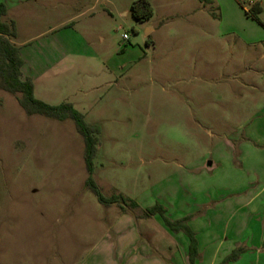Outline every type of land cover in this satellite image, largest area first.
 Masks as SVG:
<instances>
[{"label":"rangeland","instance_id":"374dc122","mask_svg":"<svg viewBox=\"0 0 264 264\" xmlns=\"http://www.w3.org/2000/svg\"><path fill=\"white\" fill-rule=\"evenodd\" d=\"M253 1L212 0L194 15L189 0H156L152 22L162 28L150 38L151 24L136 21L131 6L100 28L105 42L92 36L101 59H79L85 69L62 78L65 91L45 97L38 86V100L74 104L101 127L94 179L103 195L124 196L138 209L103 206L86 187L85 144L72 120L29 116L21 95L0 90V264H113L105 242L123 214L156 231L163 217L148 221L147 209L189 218L187 207L202 201L191 185L198 164L215 163L209 184L225 191L221 204L233 205L234 184L257 170L241 168L240 146L264 138L261 125L251 136L264 119V29L235 11ZM59 23L41 18L40 31L22 30L16 41Z\"/></svg>","mask_w":264,"mask_h":264},{"label":"crops","instance_id":"0c3cea01","mask_svg":"<svg viewBox=\"0 0 264 264\" xmlns=\"http://www.w3.org/2000/svg\"><path fill=\"white\" fill-rule=\"evenodd\" d=\"M136 1L138 0H0L7 7L4 21L16 24L17 34L12 43L20 48L25 62L22 68L23 79L33 81L35 96L39 85L43 88L45 97L52 96L56 91H65L59 85L62 78L72 77L75 73L79 75L81 69H85L81 64H76L79 59L98 62L101 56L92 52V36L96 34L105 42L102 37L107 32H103L105 24L127 16L129 12L125 13L124 10ZM149 1L154 8V16L145 23L151 24V33L147 35L152 36L151 34L162 27L152 22L156 16V0ZM189 1L196 3L197 7L192 11L194 15L206 11L208 3L203 0ZM237 1L240 4L245 2ZM263 2L255 0L251 4L263 5ZM68 10L72 12L66 16L65 12ZM235 11L239 19L254 21L246 15L247 8H235ZM41 18L47 23L51 20L60 23L48 27L29 40L16 41L22 30L30 29L33 33L40 31L41 28H37L35 21ZM101 27L104 29H100ZM242 39L246 45L253 44L244 37ZM156 43L151 40L150 45L154 47ZM55 83L58 85L55 86ZM259 118L261 119L260 115ZM257 124L252 131L253 137L258 136L259 125L264 128V119ZM258 140H262L257 141L258 145L249 143L240 146L242 153L238 156V162L241 168H256L254 176L257 178L246 181L240 177L237 180L232 192L236 198L230 207L221 204L225 191L220 192L217 186L211 187L209 184L214 179V176L208 175L210 171H214L215 163L205 166L200 162L201 165L193 167V173L199 176L197 181L194 179L192 182V190L196 195L202 196V201L197 203L194 210L187 207L185 215L190 218L188 226L197 240L199 257L194 264H221L238 249H243L244 253L238 261L231 264H264V138ZM219 163L222 164L221 161ZM240 171L238 169V173ZM195 183H200L201 186ZM201 187L203 190L200 192ZM154 219L156 221V216L148 221ZM118 220L109 230L110 240L105 242L106 252L113 264H191L190 240L185 233H174L158 221L157 231L149 229L148 224H140L146 219L139 220L135 225L128 214H123ZM132 229L134 233L131 232Z\"/></svg>","mask_w":264,"mask_h":264},{"label":"trees","instance_id":"16d2710c","mask_svg":"<svg viewBox=\"0 0 264 264\" xmlns=\"http://www.w3.org/2000/svg\"><path fill=\"white\" fill-rule=\"evenodd\" d=\"M203 1L208 4L212 3V0ZM131 11L135 20L141 23L150 21L154 16V8L149 0H138L134 2ZM262 13L263 8L257 3L246 12V15L256 21L264 29V22L260 18ZM6 15L7 7L0 3V90L12 95H21L19 104L29 116L39 115L59 122L72 120L85 144L84 161L88 173L86 187L98 198L103 206L110 207L120 204L122 201L124 203L130 202L132 208L138 209L136 202L124 196H112L108 198L103 195L94 179V161L100 147L99 137L101 135V127L87 124L84 115L77 111L71 103L52 106L35 97L33 81L31 79H23L22 68L25 62L21 57L20 48L12 43V39L15 38L17 34L16 24L14 22L7 23L4 21ZM150 43L151 40H149V44ZM157 214L163 217L164 224L170 231L174 233L183 232L187 235L190 240V263L194 264L195 260L199 257V252L196 236L188 226L190 218L172 221L166 217L165 209L161 206L147 209L143 216L152 218ZM243 253V249H238L221 264L236 262Z\"/></svg>","mask_w":264,"mask_h":264},{"label":"built area","instance_id":"2783aa9c","mask_svg":"<svg viewBox=\"0 0 264 264\" xmlns=\"http://www.w3.org/2000/svg\"><path fill=\"white\" fill-rule=\"evenodd\" d=\"M124 39H127V36H124Z\"/></svg>","mask_w":264,"mask_h":264}]
</instances>
